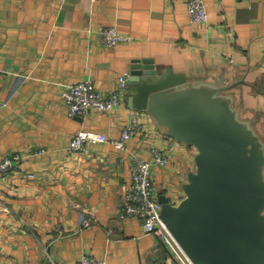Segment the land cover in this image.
<instances>
[{
    "label": "crops",
    "instance_id": "obj_1",
    "mask_svg": "<svg viewBox=\"0 0 264 264\" xmlns=\"http://www.w3.org/2000/svg\"><path fill=\"white\" fill-rule=\"evenodd\" d=\"M205 5L208 20L194 23L186 0H0V159L24 155L0 172V264H76L85 253L106 264H181L159 234L121 212L136 155L151 159L154 146L169 154L152 176L158 197L178 203L197 151L131 107L127 87L114 110L86 117L69 115L64 90L90 78L108 91L135 59L150 58L189 80L237 83L242 115L264 136V0ZM108 26L127 38L106 46ZM134 116L142 128L126 149L111 141L69 147L81 128L119 137Z\"/></svg>",
    "mask_w": 264,
    "mask_h": 264
},
{
    "label": "water",
    "instance_id": "obj_2",
    "mask_svg": "<svg viewBox=\"0 0 264 264\" xmlns=\"http://www.w3.org/2000/svg\"><path fill=\"white\" fill-rule=\"evenodd\" d=\"M236 84L189 80L150 58L135 59L126 75L130 106L197 148L185 196L159 197L163 221L194 264H264V136L242 115Z\"/></svg>",
    "mask_w": 264,
    "mask_h": 264
},
{
    "label": "built area",
    "instance_id": "obj_3",
    "mask_svg": "<svg viewBox=\"0 0 264 264\" xmlns=\"http://www.w3.org/2000/svg\"><path fill=\"white\" fill-rule=\"evenodd\" d=\"M186 2L188 15L192 22L203 23L208 20L205 0H186ZM100 38L106 46L114 47L127 36L121 34L116 26H108L101 30ZM126 87V76L124 75L120 77L118 86L108 91L98 88L90 78L70 83L64 90L67 111L70 116L86 117L94 110H114L122 102ZM141 128L142 123L135 116L127 122L120 136L116 138H109L105 132L81 128L73 133L69 147L73 151L83 152L91 143L111 141L116 148L123 150L127 148L128 140ZM43 151L44 149H41L37 152ZM151 154V159L137 155L134 158L131 180L127 183L124 191L121 216L141 219L144 231L159 234L169 251L181 264H194L162 219V202L157 195L152 176L153 166L156 164L167 165L170 156L165 150L156 146L151 148ZM23 158L24 155L20 152L3 156L0 159V172L4 173L15 169L17 163ZM93 219L94 215L92 214L84 217L82 225H90ZM76 264H106V261L85 253L79 257Z\"/></svg>",
    "mask_w": 264,
    "mask_h": 264
},
{
    "label": "rangeland",
    "instance_id": "obj_4",
    "mask_svg": "<svg viewBox=\"0 0 264 264\" xmlns=\"http://www.w3.org/2000/svg\"><path fill=\"white\" fill-rule=\"evenodd\" d=\"M194 151H197V148L193 145H191Z\"/></svg>",
    "mask_w": 264,
    "mask_h": 264
}]
</instances>
